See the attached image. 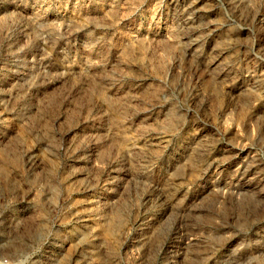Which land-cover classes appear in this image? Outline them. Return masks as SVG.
<instances>
[{"label": "rangeland", "instance_id": "obj_1", "mask_svg": "<svg viewBox=\"0 0 264 264\" xmlns=\"http://www.w3.org/2000/svg\"><path fill=\"white\" fill-rule=\"evenodd\" d=\"M0 264H264V0H0Z\"/></svg>", "mask_w": 264, "mask_h": 264}]
</instances>
